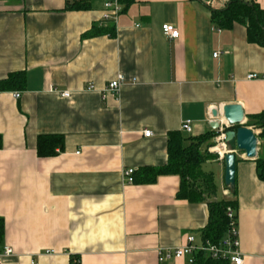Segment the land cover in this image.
I'll return each mask as SVG.
<instances>
[{
	"label": "crops",
	"instance_id": "0c3cea01",
	"mask_svg": "<svg viewBox=\"0 0 264 264\" xmlns=\"http://www.w3.org/2000/svg\"><path fill=\"white\" fill-rule=\"evenodd\" d=\"M107 1L0 2V83L25 76L24 90H0V254L5 247L14 253L3 264H188L160 263L158 251L181 247L189 236L201 244L207 204L179 200L177 176L128 185L124 172L167 166L169 135L180 132L188 146L212 134L214 110L241 105L246 123L264 111V48L249 43L245 26L220 29L212 20L229 3H120L114 24L105 18ZM242 1L264 13V0ZM77 3L85 9H70ZM164 25L179 37H166ZM95 26L114 28L115 37H88ZM118 76L126 79L120 97L103 99ZM187 120L191 134L181 131ZM40 136L62 137L63 149L40 158ZM212 148H203L213 157L203 170L215 176V200L236 201L244 264H264L257 160L228 145L237 159L233 195Z\"/></svg>",
	"mask_w": 264,
	"mask_h": 264
},
{
	"label": "trees",
	"instance_id": "16d2710c",
	"mask_svg": "<svg viewBox=\"0 0 264 264\" xmlns=\"http://www.w3.org/2000/svg\"><path fill=\"white\" fill-rule=\"evenodd\" d=\"M22 2L24 0H0V2ZM137 0H120V3L128 6ZM70 9H85L81 4H75ZM213 23L220 29L231 30L235 24L247 28L248 41L251 44L264 48V13L259 6L247 3L242 0H230L226 9L212 13ZM115 37V29H99L95 26L88 34V37H95L107 33ZM25 76L23 73L11 75L7 80L0 83L1 91H22L24 90ZM246 128L258 131L257 137L261 141L262 156L256 163L257 176L264 183V111L260 114L248 117ZM235 130V129H234ZM219 137L218 132L191 142L185 140L180 132H173L168 140V165L162 168L143 169L140 174H134V184L154 185L163 176H177L180 179V190L177 194L179 200L190 204L205 203L209 209V220L203 231V239L218 242L228 231V220L226 210L228 207L237 209L236 201H216L217 186L213 173L203 170L207 160L213 158L203 148L214 147L213 141ZM1 148V138H0ZM63 149V138L58 136H40L38 138L37 152L40 158H47L56 155V150ZM233 195L235 191H231ZM4 220L0 218V244L4 237ZM71 264H80L78 261H71ZM195 264H229L227 262L212 261L198 257Z\"/></svg>",
	"mask_w": 264,
	"mask_h": 264
},
{
	"label": "built area",
	"instance_id": "2783aa9c",
	"mask_svg": "<svg viewBox=\"0 0 264 264\" xmlns=\"http://www.w3.org/2000/svg\"><path fill=\"white\" fill-rule=\"evenodd\" d=\"M72 0H66L70 3ZM79 1V0H78ZM225 3H229L230 0H222ZM106 10V20H111L112 23L116 24L117 19L121 13L120 0L107 1L104 5ZM162 31L166 37L171 40H175L179 37L178 30L171 25H164ZM215 54L214 57H217ZM257 76L250 75L248 80L257 79ZM126 83L124 76H118L117 79L110 82L102 91V98L107 99L108 97H113L118 99L121 94V88ZM96 87L91 85L88 87V91H95ZM69 93H64L63 97L68 98ZM16 99H20V94H15ZM221 131L219 132V137L217 138L215 147L212 148L213 151L217 152L219 158L224 160L226 154L230 153L228 149V144L226 143L225 129L223 124ZM181 131L185 134H191L193 132V122L190 120L184 121L181 126ZM144 136L146 138L153 137L151 131H145ZM217 148H221L222 151H216ZM134 174L135 171L129 169L124 172L125 182L128 185L134 184ZM226 217L228 220V231L226 235L220 239L218 242H212L208 239H203L202 243L197 245L196 239L193 236H189L187 241L181 247L176 249H166L158 251V260L160 263L165 261H174L179 259H184L188 264H195L198 257H203L205 259H210L212 261L227 262L229 264H244L240 240L238 231V217L237 212L233 207H228L226 210ZM13 250L9 247H5L0 254V264H3L4 257L12 256ZM35 264V263H33Z\"/></svg>",
	"mask_w": 264,
	"mask_h": 264
},
{
	"label": "water",
	"instance_id": "95a60500",
	"mask_svg": "<svg viewBox=\"0 0 264 264\" xmlns=\"http://www.w3.org/2000/svg\"><path fill=\"white\" fill-rule=\"evenodd\" d=\"M213 121L211 128L220 132L222 126L221 119L226 122L225 136L228 145H234L238 152H243L248 160H257L258 158V137L250 128H246V116L241 105H229L223 107L220 112H212ZM235 129V130H234ZM225 176L224 182L228 189L235 191L236 188V155L231 151L224 157Z\"/></svg>",
	"mask_w": 264,
	"mask_h": 264
},
{
	"label": "bare ground",
	"instance_id": "6f19581e",
	"mask_svg": "<svg viewBox=\"0 0 264 264\" xmlns=\"http://www.w3.org/2000/svg\"><path fill=\"white\" fill-rule=\"evenodd\" d=\"M219 150V149H218ZM221 150V149H220Z\"/></svg>",
	"mask_w": 264,
	"mask_h": 264
},
{
	"label": "rangeland",
	"instance_id": "374dc122",
	"mask_svg": "<svg viewBox=\"0 0 264 264\" xmlns=\"http://www.w3.org/2000/svg\"><path fill=\"white\" fill-rule=\"evenodd\" d=\"M215 147V146H214Z\"/></svg>",
	"mask_w": 264,
	"mask_h": 264
}]
</instances>
